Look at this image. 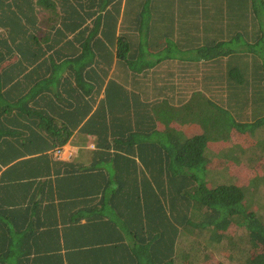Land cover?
Masks as SVG:
<instances>
[{"label": "trees", "instance_id": "1", "mask_svg": "<svg viewBox=\"0 0 264 264\" xmlns=\"http://www.w3.org/2000/svg\"><path fill=\"white\" fill-rule=\"evenodd\" d=\"M262 167L264 0H0V264H264Z\"/></svg>", "mask_w": 264, "mask_h": 264}, {"label": "crops", "instance_id": "2", "mask_svg": "<svg viewBox=\"0 0 264 264\" xmlns=\"http://www.w3.org/2000/svg\"><path fill=\"white\" fill-rule=\"evenodd\" d=\"M86 148L87 150H91L95 148L94 141L91 138L85 137L84 135L75 134L74 137L71 139L70 142L65 144L63 147L58 148L54 153H50L49 155L52 156V159H59L63 161H72L73 159H81L83 161H93L95 155L91 153H79V149ZM58 254L56 257L60 258L61 264H68L66 258L61 259V255L66 256V254L55 252ZM82 256L91 257L93 256V252H87L82 254ZM106 264V262H105Z\"/></svg>", "mask_w": 264, "mask_h": 264}, {"label": "rangeland", "instance_id": "3", "mask_svg": "<svg viewBox=\"0 0 264 264\" xmlns=\"http://www.w3.org/2000/svg\"><path fill=\"white\" fill-rule=\"evenodd\" d=\"M38 18H40V19H42L44 16H46V12H45V10L44 9H40V8H38ZM259 171L261 172V173H263L264 172V167H262V168H259ZM252 174H254V172L252 171ZM252 206H254L255 207V203H252ZM261 212H263L262 214H264V211H263V209H261ZM186 240H188V239H190L189 237H187V238H185ZM214 252V251H213ZM216 252V251H215ZM214 252V254L216 255L217 254V256L219 257V254L216 252L215 253ZM217 257V258H218Z\"/></svg>", "mask_w": 264, "mask_h": 264}]
</instances>
